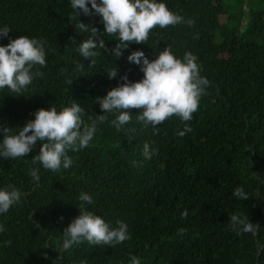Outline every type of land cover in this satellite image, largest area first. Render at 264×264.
Masks as SVG:
<instances>
[{
	"label": "trees",
	"instance_id": "16d2710c",
	"mask_svg": "<svg viewBox=\"0 0 264 264\" xmlns=\"http://www.w3.org/2000/svg\"><path fill=\"white\" fill-rule=\"evenodd\" d=\"M162 2L194 25L157 26L146 43L129 42L118 58L98 48L92 64L77 51L90 33L76 25L96 27L109 50L118 43L103 32L99 15L76 16L70 0H0V28L12 29L0 36V46L18 36L47 41L46 66L33 68L44 75L34 76L21 95L0 89V127L18 133L36 110L59 112L73 103L84 110L85 124L107 116L87 147L68 151L67 169L32 163L43 142L24 157H0V189L12 185L22 193L21 203L0 214V264H130L132 256L141 264H264V0ZM166 47L177 58L186 52L197 57L209 81L198 110L187 122L170 117L154 134L132 109L131 121L117 131L110 122L118 113H103L97 97L123 83L124 75L130 82L143 78L126 59L132 51L151 61ZM116 67L110 79L107 70ZM185 123L192 131L178 136ZM145 143L155 150L150 159L142 155ZM31 168L38 169V181ZM237 187L246 200L233 195ZM81 192L93 197L87 210L110 227L125 222L130 238L112 247L84 241L61 250L64 228L79 215ZM234 214L256 223V234L231 231Z\"/></svg>",
	"mask_w": 264,
	"mask_h": 264
},
{
	"label": "clouds",
	"instance_id": "9594fccd",
	"mask_svg": "<svg viewBox=\"0 0 264 264\" xmlns=\"http://www.w3.org/2000/svg\"><path fill=\"white\" fill-rule=\"evenodd\" d=\"M89 4L91 8H89ZM70 6L76 16L81 12L86 16L99 15L104 25V33L118 39L110 50L104 40L98 37L100 32L91 24L80 22L75 28L89 32L87 39L77 48L80 56L88 59L99 55L96 49L111 51L116 58L120 57L129 42L146 43L150 32L157 26L166 28L186 23L194 25L193 19L185 20L181 15L168 9L162 0H70ZM12 29L8 26L0 28V36L7 37ZM47 41L44 39L18 36L9 43L0 46V89L7 88L18 95L23 94L32 83L34 76H43V72L33 71L35 66H46ZM138 65L143 72V78L130 82L127 75L121 77L123 83L110 89L103 97H97L103 113H118L110 123L117 131L132 119V109H138L136 119L145 128L152 126L154 134H158L157 126L170 117L176 116L182 122L190 121L193 113L198 110L200 98L206 95L209 81L200 74L197 57L186 52L183 58H177L170 50L164 48L155 59L149 60L143 51H132L126 58ZM83 65L78 62L77 68L83 72ZM110 79L117 77L118 68L107 70ZM71 80L68 81L69 85ZM84 110L77 103L64 107L59 112L54 108H40L35 111L34 119L25 122L18 133L12 132V127H0L2 142H0V157L5 160L26 156L39 143L37 155L32 156V163H39L46 170L58 172L67 169L72 164L68 151H79L89 145L96 132V123L107 120L106 115L96 116L91 124H85L82 119ZM191 127L185 123L184 129L177 135L183 137L191 132ZM155 150H150L148 143L143 145L142 155L150 159ZM134 165L136 161L132 162ZM33 181L39 180L37 168L29 169ZM233 195L246 200L247 193L242 187H237ZM22 193L9 185L0 189V214L7 213L13 205L21 203ZM79 215L64 228V239L61 250H68L74 245L86 241L90 245L115 246L130 238L128 225L116 221V227H110L103 218L86 209L85 205L94 203L93 197L81 192ZM187 216V210L181 213ZM62 219V217H61ZM230 230L237 233L256 234L258 225L249 220L248 216L239 214L229 218ZM5 231L0 225V232ZM10 245L11 241H6ZM130 264H141L136 256L130 258Z\"/></svg>",
	"mask_w": 264,
	"mask_h": 264
},
{
	"label": "rangeland",
	"instance_id": "374dc122",
	"mask_svg": "<svg viewBox=\"0 0 264 264\" xmlns=\"http://www.w3.org/2000/svg\"><path fill=\"white\" fill-rule=\"evenodd\" d=\"M225 1H228V0H225ZM244 5H242V7H243ZM244 22V21H243Z\"/></svg>",
	"mask_w": 264,
	"mask_h": 264
}]
</instances>
